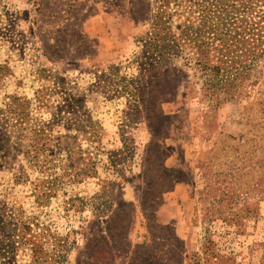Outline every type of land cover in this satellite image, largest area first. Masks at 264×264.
<instances>
[{
    "label": "rangeland",
    "instance_id": "rangeland-1",
    "mask_svg": "<svg viewBox=\"0 0 264 264\" xmlns=\"http://www.w3.org/2000/svg\"><path fill=\"white\" fill-rule=\"evenodd\" d=\"M246 1L225 83L219 41L145 56L154 0H0V219L64 264H264V0Z\"/></svg>",
    "mask_w": 264,
    "mask_h": 264
},
{
    "label": "trees",
    "instance_id": "trees-1",
    "mask_svg": "<svg viewBox=\"0 0 264 264\" xmlns=\"http://www.w3.org/2000/svg\"><path fill=\"white\" fill-rule=\"evenodd\" d=\"M172 2L178 7H182L183 4L189 6L190 8H187L198 14L199 25L179 28L181 30L179 36L173 34L168 11ZM246 2V0H154L151 29L145 47L148 51H145V56L152 51L151 57L155 58L158 53L182 46H190L201 54L205 46L219 41L221 43L217 50L220 52V62L223 66L227 63L230 65V70L224 72L226 78L223 79L225 83L228 82L232 77V64L237 57H240L237 48L239 49V44L242 43L239 37L244 30L238 23L244 20L238 17V13L245 14ZM254 30L257 29H252V33ZM262 38L258 39L259 43ZM197 60L198 65H204L203 58ZM203 67L206 70L205 66ZM41 131L42 134L46 132L44 129ZM25 229L27 230L26 227L12 221L10 217L0 219V264H19L18 257L21 253L29 254V264H64L65 256L57 249L43 256L35 240L27 239ZM21 247L24 249L22 252H20Z\"/></svg>",
    "mask_w": 264,
    "mask_h": 264
}]
</instances>
